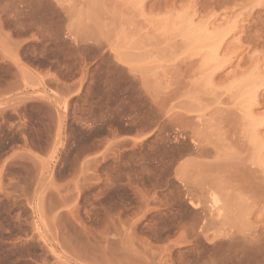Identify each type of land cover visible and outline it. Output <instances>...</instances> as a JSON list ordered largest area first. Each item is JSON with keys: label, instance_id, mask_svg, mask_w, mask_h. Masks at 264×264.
Segmentation results:
<instances>
[{"label": "rangeland", "instance_id": "rangeland-1", "mask_svg": "<svg viewBox=\"0 0 264 264\" xmlns=\"http://www.w3.org/2000/svg\"><path fill=\"white\" fill-rule=\"evenodd\" d=\"M0 26V264H264V0H0Z\"/></svg>", "mask_w": 264, "mask_h": 264}, {"label": "crops", "instance_id": "crops-1", "mask_svg": "<svg viewBox=\"0 0 264 264\" xmlns=\"http://www.w3.org/2000/svg\"><path fill=\"white\" fill-rule=\"evenodd\" d=\"M10 44H12V40L10 39V36L8 34V31L6 29H4L2 26H0V46L2 48H6L7 52L9 49ZM24 67H23V73L24 76L35 80V82H39V79L41 77V79H43V81H47V83L50 81L49 80V74H48V70L46 69H37L36 68V72L38 73L37 76H35L34 74H32V71H34V68H32L30 65H28L26 62L23 61ZM32 70V71H31ZM18 76H20V71H18Z\"/></svg>", "mask_w": 264, "mask_h": 264}]
</instances>
